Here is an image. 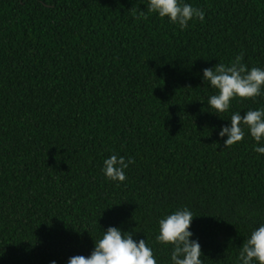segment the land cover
Wrapping results in <instances>:
<instances>
[{"label": "trees", "instance_id": "1", "mask_svg": "<svg viewBox=\"0 0 264 264\" xmlns=\"http://www.w3.org/2000/svg\"><path fill=\"white\" fill-rule=\"evenodd\" d=\"M205 13L181 30L147 0H0V264H67L109 226L168 264L158 220L183 207L203 264H236L264 224V156L217 132L202 69L243 54L264 68V0H185ZM132 157L124 182L104 159Z\"/></svg>", "mask_w": 264, "mask_h": 264}, {"label": "clouds", "instance_id": "2", "mask_svg": "<svg viewBox=\"0 0 264 264\" xmlns=\"http://www.w3.org/2000/svg\"><path fill=\"white\" fill-rule=\"evenodd\" d=\"M147 11H139L137 18L147 19L152 13L159 18L179 26L181 30L198 19L204 22L205 13L185 0H147ZM243 54L237 56L230 64L218 63L213 67L202 69V80L216 90L207 99L208 108L213 113H226L231 101L236 98L251 99L264 96V68H248L241 63ZM219 116V115H218ZM230 123L221 125L217 136L224 139V145L230 146L242 141L247 134L254 141L253 151L264 156V107L232 112ZM132 157L111 154L104 159L101 171L105 178L114 182L127 179L126 170L134 164ZM193 212L183 207L165 215L158 220V234L155 240L161 245H170L168 264H203L201 245L194 236L191 224ZM134 232L122 231L120 227L109 226L101 231L94 243L93 250L87 257L77 255L70 257L67 264H157L153 247L146 239H134ZM49 264H57L51 260ZM236 264H264V224L253 229L239 247Z\"/></svg>", "mask_w": 264, "mask_h": 264}]
</instances>
